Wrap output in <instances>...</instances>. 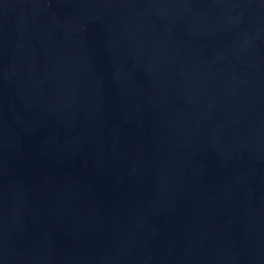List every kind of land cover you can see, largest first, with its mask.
<instances>
[{
    "label": "water",
    "instance_id": "obj_1",
    "mask_svg": "<svg viewBox=\"0 0 264 264\" xmlns=\"http://www.w3.org/2000/svg\"><path fill=\"white\" fill-rule=\"evenodd\" d=\"M0 264H264V0H0Z\"/></svg>",
    "mask_w": 264,
    "mask_h": 264
}]
</instances>
